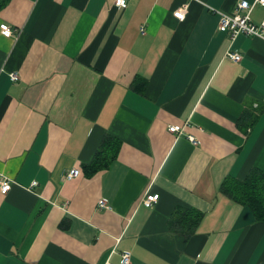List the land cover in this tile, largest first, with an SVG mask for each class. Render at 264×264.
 <instances>
[{"label": "crops", "instance_id": "1", "mask_svg": "<svg viewBox=\"0 0 264 264\" xmlns=\"http://www.w3.org/2000/svg\"><path fill=\"white\" fill-rule=\"evenodd\" d=\"M240 1L0 0V264H264L222 189L264 171V39L219 30Z\"/></svg>", "mask_w": 264, "mask_h": 264}, {"label": "built area", "instance_id": "2", "mask_svg": "<svg viewBox=\"0 0 264 264\" xmlns=\"http://www.w3.org/2000/svg\"><path fill=\"white\" fill-rule=\"evenodd\" d=\"M116 5L121 8H126L128 5V0H116ZM257 5L264 6V0H255L254 2H249L248 0H241L237 6L231 12L219 11V30L229 34L231 39H235L237 36L244 34L252 37H259L264 39V19L260 24L253 22L251 14ZM176 16L183 19L185 16L184 10H179ZM0 29L3 35L11 37L14 35V30L6 23L0 25ZM227 58L234 62H239L242 59V55L236 51H229L227 53ZM13 81H17L19 76L17 73L11 75ZM183 128L179 125H171L169 131L175 134H180ZM193 141H196L194 137H191ZM82 171L80 168L70 169L65 178L67 180H73L81 175ZM37 182L33 183L35 186ZM12 187L11 181L7 177H0V189L4 194H7ZM159 199V194H147L143 203L147 207H152ZM101 206L105 207V203L101 202ZM123 261L125 264L131 263V254L124 253Z\"/></svg>", "mask_w": 264, "mask_h": 264}, {"label": "trees", "instance_id": "3", "mask_svg": "<svg viewBox=\"0 0 264 264\" xmlns=\"http://www.w3.org/2000/svg\"><path fill=\"white\" fill-rule=\"evenodd\" d=\"M106 158V160H105ZM111 157L103 158V164L98 163L97 160L87 166L88 172H94L103 166H107ZM223 191L227 193L233 200L247 205L253 211L258 220L264 221V171L259 168H253L249 171L245 179L225 181L222 186ZM193 213H195L193 211ZM201 214L195 213L193 216L196 225L200 219ZM193 226L191 228H193ZM191 233V232H190ZM189 233V234H190ZM187 233V237L189 236Z\"/></svg>", "mask_w": 264, "mask_h": 264}]
</instances>
